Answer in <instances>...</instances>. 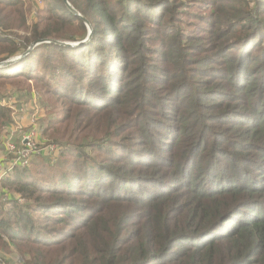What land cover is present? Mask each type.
<instances>
[{
    "label": "trees",
    "instance_id": "1",
    "mask_svg": "<svg viewBox=\"0 0 264 264\" xmlns=\"http://www.w3.org/2000/svg\"><path fill=\"white\" fill-rule=\"evenodd\" d=\"M67 2L81 18L46 0L26 26L0 0V63L92 30L0 68L62 108L39 103L54 164L1 182L0 242L26 264H264V0ZM11 126L0 106V142Z\"/></svg>",
    "mask_w": 264,
    "mask_h": 264
},
{
    "label": "rangeland",
    "instance_id": "2",
    "mask_svg": "<svg viewBox=\"0 0 264 264\" xmlns=\"http://www.w3.org/2000/svg\"><path fill=\"white\" fill-rule=\"evenodd\" d=\"M19 1H21V3L23 4L22 10L25 13L26 26H29L30 24H32L33 21L37 19L38 14L41 11H43L44 8L47 6L46 0H19ZM179 1L180 2H186V0H178V2ZM258 1L259 0H246L247 5H248V9L251 10L252 12H254V10L257 12V9L259 7ZM195 10H197V9H196V6L194 5V6H190V7L186 8L184 11H187L189 13H193ZM193 23L195 24V22H193ZM191 25H193V24L188 25L189 29H190ZM87 33H88V29H87ZM80 42H82V41H80ZM77 43H79V42H77ZM77 47H79V46H77ZM13 82L15 84H12V83L0 84V97L2 98L1 100L12 97L14 99V101L17 102L16 106L18 108H19V105L23 104V105H26V111H27V109L29 107H31V105H28L29 103L28 104H26V103L28 101H30V103H31V100L34 98L39 109H40L39 103L45 108V112H46V116H47V118H45V119H48L49 117H56L58 115V112L62 109L60 106L61 101H59L58 99H56L50 95H45L44 89L39 84H37L33 81L23 82V85H27V86L31 87V89L29 91L30 95L29 96H27V95L23 96L21 93L23 91H19L21 89L20 84H16L17 82H15V81H13ZM42 116L44 117V114ZM43 117H40V119L42 118L41 121H43ZM36 123H37V126L40 125V123H38V121H36ZM28 129H29V126L26 128V130L23 129V131H27ZM38 133L41 136V138H45V139L53 142V140L51 138H49L48 135H44L41 132L40 128L38 130ZM2 139H3V137H2ZM3 141H4V139L1 140V142H0V154H3ZM79 141L80 140H77V141H71L70 140L69 142H79ZM39 159H44L45 161H47V159L44 157H39ZM35 168H36V170H41L40 166H38V165H36ZM10 197H12V195L10 193H8L5 189H3L2 186L0 185V199L6 201V200H9ZM13 198L15 200H17L18 205L22 204L21 208H24L25 205H27L28 203H30V204L32 203V201L24 202V200H22L19 197V195H13ZM18 201H20V202H18ZM3 238L7 241L6 237H3ZM7 243L8 244L4 245L0 242V264H26V261L28 259L26 257L22 256V254H20L18 249L12 243H10V242H7Z\"/></svg>",
    "mask_w": 264,
    "mask_h": 264
},
{
    "label": "built area",
    "instance_id": "3",
    "mask_svg": "<svg viewBox=\"0 0 264 264\" xmlns=\"http://www.w3.org/2000/svg\"><path fill=\"white\" fill-rule=\"evenodd\" d=\"M14 99L0 101V106L9 109L12 121L11 128L3 141V154H0V185L1 182L16 168H26L37 157H44L53 163L60 151V145L41 138L36 121L40 118V109L35 99L31 100L29 129L23 131L18 114L26 111V105L16 106ZM20 202V201H18ZM22 206V204H19Z\"/></svg>",
    "mask_w": 264,
    "mask_h": 264
},
{
    "label": "water",
    "instance_id": "4",
    "mask_svg": "<svg viewBox=\"0 0 264 264\" xmlns=\"http://www.w3.org/2000/svg\"><path fill=\"white\" fill-rule=\"evenodd\" d=\"M63 3L65 4V6L68 8V10L71 13H73L77 17H80V15L76 12V10L67 2V0H63ZM82 20H83L84 24L86 25V27L88 29L87 36L85 37V39L82 42H79V43H66V42H57V41H50V40L38 41V42H35V43L31 44L29 46V48L23 54H21L20 56H17L15 58H12V59H10L8 61L1 62L0 63V68H2V67H8V66L16 63L21 58L25 57L34 47H36L37 45L42 44V43H54V44H57V45L69 46V47H77V46L84 45L85 43H87L90 40V37L92 35V30H91L89 24L87 23V21H85L84 19H82Z\"/></svg>",
    "mask_w": 264,
    "mask_h": 264
},
{
    "label": "crops",
    "instance_id": "5",
    "mask_svg": "<svg viewBox=\"0 0 264 264\" xmlns=\"http://www.w3.org/2000/svg\"><path fill=\"white\" fill-rule=\"evenodd\" d=\"M29 111H25V112H22V113H19L18 114V119H19V122H20V125L22 126V128L24 130H26V128L29 126V121H30V118H29Z\"/></svg>",
    "mask_w": 264,
    "mask_h": 264
}]
</instances>
